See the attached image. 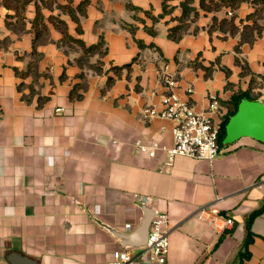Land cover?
Masks as SVG:
<instances>
[{"label": "crops", "instance_id": "crops-1", "mask_svg": "<svg viewBox=\"0 0 264 264\" xmlns=\"http://www.w3.org/2000/svg\"><path fill=\"white\" fill-rule=\"evenodd\" d=\"M183 1L164 13V0H0V264H104L124 249L132 264H160L140 232L158 212L170 214L165 264H264V211L245 246L264 206V144L244 137L212 161L169 163L173 122L142 116L161 106L163 73L183 96L193 87L198 112L210 93L225 117L240 91L264 102V0L234 11L193 0L200 15L174 40ZM102 38L104 56L74 41ZM153 142L154 157L138 146ZM208 204L234 225L200 221Z\"/></svg>", "mask_w": 264, "mask_h": 264}, {"label": "built area", "instance_id": "built-area-1", "mask_svg": "<svg viewBox=\"0 0 264 264\" xmlns=\"http://www.w3.org/2000/svg\"><path fill=\"white\" fill-rule=\"evenodd\" d=\"M162 80L167 91L162 95L161 106L144 107L142 116L145 120L158 117L173 122V146L167 149L168 162L172 163L175 157L180 155L199 160H214L221 152L219 137L225 119V114L220 112V97L210 93L208 109L198 112L190 103L194 91L192 86L185 89L183 96L178 90L179 82L175 75L163 73ZM138 146L151 157H154L159 149L157 142L151 145L140 143ZM197 217L214 229L225 230L234 225V219L223 215L215 204L200 207ZM169 251L170 214L158 212L152 220L148 242L143 247L142 255H146L152 262L165 264ZM136 259L137 256L131 254L128 249L115 250L112 259L104 264H132Z\"/></svg>", "mask_w": 264, "mask_h": 264}, {"label": "trees", "instance_id": "trees-1", "mask_svg": "<svg viewBox=\"0 0 264 264\" xmlns=\"http://www.w3.org/2000/svg\"><path fill=\"white\" fill-rule=\"evenodd\" d=\"M244 1H247V0H210L209 3H206L207 2L206 0H201V8L208 10V11H212V10H219L223 6H225L227 8H230L229 11H234ZM192 2H193V0H184L182 2L183 13H182L181 17H179L180 23L171 29L172 33L170 32V37L173 38L174 40H178L182 36V32H184L187 29L186 23L192 14H194V18H197L200 15V12L191 5ZM163 8H164V13H167L170 11L169 5L167 4V0H164ZM37 14H38L37 18L39 19V17L41 16V12L39 11V7L37 8ZM233 19H234V17H232L231 19L224 18L221 20V24L223 26L229 25L230 27L233 28L234 27ZM214 20L217 21V18L214 17ZM61 27H62V30H64V32H65L64 23H62ZM42 31H44V29H41L40 31H38V33H41ZM79 31L81 32V29H79ZM74 41L77 42L78 44H80L86 52H90V53L98 52L101 56H104L107 52V48L105 47V42H104L103 38L100 40L99 43L91 45L89 47H87L84 44V42L79 40V39H75ZM35 48H36V42L34 41V49ZM130 66H131V63L126 64L123 67H115V68L117 70H119L122 68H129ZM110 82H111V79H110ZM243 98H248V99L254 100L247 92L240 91L238 93H235L232 96V98L228 101V103L230 105L229 113L226 115V117L222 123L221 134L219 137V143H220L221 147L225 146L223 144V139H224L225 134H226V125H227L230 117L232 115H234L236 113V111L238 110L239 103ZM263 211H264V206H262L260 209L253 211L248 216L247 222H246V227H247L248 233H247V238L245 240V246L249 245L254 240L255 234L252 232V224H253L254 219L256 217H258L259 215H261L263 213Z\"/></svg>", "mask_w": 264, "mask_h": 264}, {"label": "water", "instance_id": "water-1", "mask_svg": "<svg viewBox=\"0 0 264 264\" xmlns=\"http://www.w3.org/2000/svg\"><path fill=\"white\" fill-rule=\"evenodd\" d=\"M244 137L255 139L264 144V102L243 98L238 110L232 115L226 125L223 139L225 146L232 145ZM152 220L147 218L140 232L149 231ZM140 245H144L143 243Z\"/></svg>", "mask_w": 264, "mask_h": 264}]
</instances>
